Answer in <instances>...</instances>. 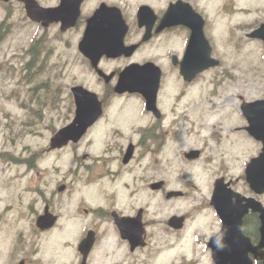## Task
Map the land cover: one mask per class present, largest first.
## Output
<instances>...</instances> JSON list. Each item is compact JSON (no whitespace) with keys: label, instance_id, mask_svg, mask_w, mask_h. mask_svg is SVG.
Listing matches in <instances>:
<instances>
[{"label":"flooded vegetation","instance_id":"1","mask_svg":"<svg viewBox=\"0 0 264 264\" xmlns=\"http://www.w3.org/2000/svg\"><path fill=\"white\" fill-rule=\"evenodd\" d=\"M38 1L53 9L62 0ZM104 4L119 11L110 17H95ZM185 4L203 20L200 48H204V42L211 46L208 28L225 37L221 51L223 46L232 49L238 45L236 28L231 26L223 34L216 31L217 19L232 14L233 3L227 0L215 3L212 13L205 10L203 0H83L75 27L66 32L61 23L44 27L27 18L45 34L33 41L29 69L40 64L34 73L45 69L53 73L45 77L47 93L38 101L50 108L48 112L34 109L26 126L27 137H41L39 125L45 134L38 150L35 144L29 145L27 165L23 164L31 172L27 190L36 199L33 210L19 211L17 197L8 193V186L17 180L16 173L0 172L6 201L3 212L10 218L8 222L12 227H22L32 217V232H19L3 264H50V259L45 261L43 256L42 236L55 228L61 232L62 242H68L70 247L69 264H264V212L260 211L264 209V193L252 190L245 176L247 165L261 153L259 142L248 132L249 124L217 122L195 131L183 129L191 119L185 106H190L196 118L201 117L191 108L193 96L189 93L201 80V74L192 82L180 74L193 28L172 18L163 19L170 5L191 12ZM143 7L150 9L140 11ZM237 26L241 28V23ZM88 27L94 33L84 39ZM69 35H73L71 42L67 40ZM233 35L238 37L235 42ZM120 39L126 46H135L134 52L115 58L102 56L95 67L82 54L84 48L99 50ZM46 42L59 53L49 64L52 50L41 59ZM68 48L75 53L76 72L79 67L86 68L90 77L76 80L74 74L67 73ZM148 63L162 72L155 108H147L146 98L139 92L116 91L122 74L132 67L138 69L129 78L139 80L146 88V77L140 68ZM174 84L179 90L171 100V92L164 91ZM75 86L95 94L100 108L88 110L92 115L86 120L88 128L81 138L61 146L54 139L81 111L71 93ZM51 163L62 164L64 170L56 183ZM196 163L204 165V201L182 214L175 206L166 213L159 209L156 223L147 219L141 204L146 192L164 197L181 193V197H187L202 188L185 172ZM48 212L57 216V221L49 230H42L37 223ZM200 212H204L202 220L195 218ZM178 215L184 219L174 222L172 218ZM120 225L124 226L123 233ZM72 226H82L83 230L73 235ZM109 230L113 234L110 238L106 236ZM86 238L93 243L88 252L81 251ZM105 240L119 244L121 251H100ZM132 240H138L139 246L132 248ZM3 242L0 226V260ZM61 249L58 246L55 251ZM63 257L57 255L58 259Z\"/></svg>","mask_w":264,"mask_h":264},{"label":"rangeland","instance_id":"2","mask_svg":"<svg viewBox=\"0 0 264 264\" xmlns=\"http://www.w3.org/2000/svg\"><path fill=\"white\" fill-rule=\"evenodd\" d=\"M222 1L223 0H203L205 4V10L212 13L214 4ZM227 1L229 2V0ZM234 2L236 5V10L234 11L235 13H232L231 15L228 14L222 17L221 20L217 19L215 26L216 31L223 34L226 28L229 29L231 26L235 25V32L240 36L238 45L232 49L228 46H223L221 51L220 48L222 39L225 37H221L218 35V33L213 34L208 28L207 34L213 48V53L223 59V64L220 67L205 74V76L201 79L204 81V83L199 81L194 85L193 90L189 91L190 95L193 94L194 91L202 93L200 97L199 95H195V108H203L211 118L218 121H223L226 116L231 114V124L221 122L222 124L226 125H232L235 123L240 124L242 122L241 118L239 119L238 117V115L241 117L240 96L246 101H254L264 98V49L261 43L247 38V33L259 26H257V21L249 20V12L252 15H257L255 7L251 5L253 4L256 7H259L264 16V0H234ZM239 8H247L248 11H239ZM8 11L12 12L9 22L13 24V30L8 32L9 37H7L3 42L0 40V69H5L11 72V67H13L14 63L16 66V71L13 73L0 72V92L3 94L0 96V154L2 151L12 153V148H14L15 150H18L19 155H22V157H27L29 145L35 144L38 150L39 147L44 143L45 134L42 130L44 129L43 126L39 125L40 127H38V130L42 131L41 137L35 136L32 139L30 137L23 136L22 138L18 139V142L12 144L11 139L9 138L10 134L8 125L11 123V121L12 123L14 121V124L21 123L23 120L29 117L26 110L20 109L21 101L19 99L21 97L22 100L23 98L25 99L27 97L28 90L26 82L22 81V77L29 73L36 72L40 64L35 68L27 69L26 64L30 60V56H26V52L34 45L33 41L45 34L29 23L26 18L23 6L17 3L15 0H9L8 3H4L3 0L0 1V23H2L3 18L6 17V13ZM238 23H241V28L237 26ZM69 39H71V37H69ZM231 39L233 42H235L238 37L233 35ZM18 49H20L21 52L15 54ZM49 50H52L53 52L49 57L47 64L50 62H55V59L59 57V53L55 46L46 42V48L43 50L41 59H43L46 52ZM66 59L68 60L66 71L68 74H74V76H76V80L91 76L90 72L86 68L79 67L80 71L76 72L73 53L70 49L67 50ZM46 72H48L47 69H45L38 77H41V75H44ZM48 75L52 76L53 73H48ZM169 78L172 79L173 75L169 76ZM35 81L36 78L30 79L28 80V83L33 85ZM169 81L170 80H167V82ZM40 83L41 82L35 84V87H39ZM72 83L73 79L71 80V84ZM178 90V85L175 86L174 84V86L171 85L168 89H166L164 94L171 92L170 97L172 100L175 91ZM246 101L245 103H251ZM30 106L36 111L39 109H41V111L45 110L44 112H48V109L50 108V106L38 102L37 99H32ZM184 109H187L189 118L191 117V119L187 127L185 126L183 129L186 131H195L196 129H201L204 126V123L201 120L202 115L200 118H196L195 115L190 112V106H185ZM235 117L236 119H234ZM243 124H245V120L243 121ZM6 162H8V159H5V161L0 160V172L16 173L17 187H15L13 191L17 193V196H19L23 193V190L28 187V181L31 177V172L23 164L11 166ZM51 165V170L56 183L60 181L64 170H62V164L58 165L51 163ZM43 166L44 165L41 164V169ZM185 172L195 182L197 181L201 183L202 186L201 189H199L197 192H193L191 196L187 198L189 202L195 203L198 197L205 196L206 194L205 179L201 164L196 163L189 167ZM181 175L182 172L180 171V176ZM8 193L11 194L10 191H8ZM123 197H125L124 194ZM161 197L162 196L159 194H151L150 192H146L143 195L144 201L143 203L141 202L142 206L147 205L148 219L153 220L155 223L157 222L156 219L159 217V209L162 210V213H166L169 209L174 210V206L176 209L179 208L181 204V201H165V203H161ZM29 198L31 197L29 196ZM193 198H195V201H192ZM0 200V226L1 230L4 231V237H9L13 224L8 222L10 218L6 216L5 212L2 211L6 205V201L3 202V198H0ZM29 200L30 199H25V202L27 203ZM57 202L58 200L56 199V203ZM7 224L11 227H8ZM72 227L73 230H71L70 233L73 235L79 234L83 230L82 226ZM47 234L48 235L42 236V242L45 245L43 248V256L45 257V261L50 259V264H69L70 259L72 258L70 255V247L67 244L68 242H62L61 232L58 230V228H55L49 231ZM106 236L110 238L113 236V234L109 230L106 233ZM107 241L108 240H105L103 242L100 251H121L119 244L106 243ZM58 246H61L62 249L59 252H56L55 248ZM66 246L68 248H65ZM57 255H64V257L58 259ZM1 259L2 260H0V264H3V260H5V254H1Z\"/></svg>","mask_w":264,"mask_h":264},{"label":"water","instance_id":"3","mask_svg":"<svg viewBox=\"0 0 264 264\" xmlns=\"http://www.w3.org/2000/svg\"><path fill=\"white\" fill-rule=\"evenodd\" d=\"M23 1L26 3L27 12L29 16H31L32 19L39 21V22L42 21L44 24H48L50 21L54 20V16L50 10L41 9L40 7H38V5H36V3L33 0H23ZM262 31L263 30H261V32ZM259 33L260 31H257L254 33V35H257ZM198 34L200 38H202L201 30L199 31ZM205 46L204 48L195 47L188 52V59H186L185 62H183L182 64V73L184 74L185 77L190 79L192 76H194L198 72H201L204 69L217 64L215 60H211L210 58L209 59L207 58L208 53L206 52L208 51L206 50L207 48ZM199 59H200V62L195 63L193 65L194 61H197ZM73 92H74L76 100L84 99L86 97L85 92L90 93L87 90H85L83 87L74 88ZM148 99L154 100L155 94L151 98L148 97ZM245 113L250 123L253 125V127H255V131L258 132L259 137L262 138L264 141V124H263L264 123V102L259 101L253 104H249L248 106L245 107ZM81 116L82 118L85 119V118H88L90 114L84 113ZM78 118L79 117L77 116V119L75 120L73 125L69 127H65L63 128V130L59 132L57 138H55V141L57 144L64 145L65 142H67L70 137H74V136L80 137L83 134L84 132L83 130L85 126L87 125V122L81 123L78 120ZM259 163L262 166H264V154L262 155V158L259 160ZM249 180L250 181L252 180L250 172H249ZM253 182L255 184L257 182L261 184V182H263V178L259 174V176L256 177ZM259 189L261 191L264 190V185L262 187H259ZM46 222H47L46 220L42 219L38 223H39V226L44 227Z\"/></svg>","mask_w":264,"mask_h":264},{"label":"trees","instance_id":"4","mask_svg":"<svg viewBox=\"0 0 264 264\" xmlns=\"http://www.w3.org/2000/svg\"><path fill=\"white\" fill-rule=\"evenodd\" d=\"M20 157H22V156H20Z\"/></svg>","mask_w":264,"mask_h":264}]
</instances>
